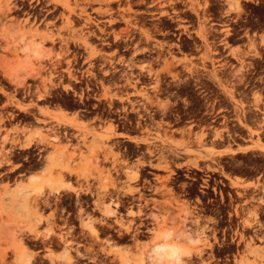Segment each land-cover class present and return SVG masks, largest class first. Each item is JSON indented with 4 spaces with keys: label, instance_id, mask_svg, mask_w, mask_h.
Instances as JSON below:
<instances>
[{
    "label": "rangeland",
    "instance_id": "rangeland-1",
    "mask_svg": "<svg viewBox=\"0 0 264 264\" xmlns=\"http://www.w3.org/2000/svg\"><path fill=\"white\" fill-rule=\"evenodd\" d=\"M144 45L151 47L139 50ZM25 47H37V56ZM147 52L159 54L151 59ZM8 63L22 72L18 79H27L12 84L0 70L7 82L0 80V103L8 96L0 108V264H148L151 245L164 232L182 238L179 245L190 253L182 264H264V233L259 240L246 237L264 208L262 176L229 180L247 193L245 206L251 203L257 211L256 218L252 207L238 211L237 227L222 231V223L199 219L191 207L195 200L161 193L155 194L161 201L148 213L145 236L127 240L119 233L134 232L138 222L134 207L126 212L121 206V195L135 196L140 174L149 167L165 175L155 182L162 192L176 163L211 167L229 159L232 172L244 175L253 161H264V0H0V69ZM203 82L229 109L233 119L227 125H234L211 134L203 121L169 125V112L200 115ZM37 103L54 105L63 116ZM90 103H96L88 113L94 121L66 112ZM7 120L16 124L8 129ZM232 128L238 135L226 139ZM124 139L117 153L108 146ZM33 144L47 155L26 167ZM137 147L142 155L133 154ZM52 155L62 164L53 165ZM35 167L41 173L25 183V169ZM93 172L99 186L112 187V193L97 196L90 212ZM123 180L127 185L119 193ZM76 223L77 237L70 226ZM104 234L107 238H100ZM232 239L243 243L237 251L230 247ZM218 245L226 249L217 251ZM225 252L234 254L225 258Z\"/></svg>",
    "mask_w": 264,
    "mask_h": 264
},
{
    "label": "flooded vegetation",
    "instance_id": "flooded-vegetation-1",
    "mask_svg": "<svg viewBox=\"0 0 264 264\" xmlns=\"http://www.w3.org/2000/svg\"><path fill=\"white\" fill-rule=\"evenodd\" d=\"M241 36H242V34H239L235 38L239 39ZM140 47H139V50H143L144 47H151V46L144 45V46H140ZM187 48L191 49L192 47H187ZM116 49L119 50L120 52H128V47H118ZM149 53H151V52H147L146 56L150 57L151 59H154L159 54V53H157V55L154 56V55H150ZM166 65H167V63H165V68L163 69L164 71H166V70L168 71V69H167L168 66L166 67ZM141 69L144 70V67H141ZM147 71H149V70H147ZM258 71H260V70H258ZM254 72L255 71H252L250 73H254ZM26 79H27V76H26ZM0 80H3L4 82H6L5 79H2V77H0ZM159 81H160V79L158 77H156V88L159 84ZM254 81H256V78L253 80V82ZM193 85H194V87H197V88L201 87L200 85H198L196 83ZM251 86H255V85L251 84ZM261 88L264 89V83L261 86ZM88 89H90V88H88ZM0 94H1V91H0ZM201 95L203 96V111L200 112L199 116H195L194 114H191L187 111L183 112L181 114L169 112L167 114V116L169 118L167 120L169 122V125L181 123L180 126L190 127V126L198 125L199 121H203V128H207V129L209 128L210 129V132H205L207 134H211L212 131L215 132L216 130H222V129L224 130L227 128L230 129L231 125H234V123H231V125H227V122H230V120L233 118H231L230 114L228 113L229 109L221 105L224 102L221 101L219 103V100L215 99L214 88L212 86H210L209 84L203 82V93ZM7 97H8L7 95L2 96V102L0 103V108H3L4 106L7 105V103H6ZM20 98H21V96L17 97V99H20ZM92 98L95 99V97H92ZM78 102L81 103V105L84 104L81 100H79ZM152 103H153V101L150 102V104H152ZM155 104L161 109H165L167 106L166 102H164V103H157L156 102ZM107 106H109V105L107 104ZM215 106H217V107H215ZM37 107H41L42 109H44L47 106L44 104L42 105V104L37 103ZM48 107L53 108L56 106L50 105ZM95 107H96V103H90L89 108H87V109L85 107H81V108L79 107V108H75L74 110H70V111H66V112L75 113V114L77 113V114H79L85 118H88V120H90V121H92V120L94 121L95 115L94 114L90 115L88 113L94 112L92 110H94ZM10 108L15 110V108L12 107L11 105H10ZM110 112L112 113V112H114V110H110ZM151 113L153 114V112H151ZM121 117L122 116H117L116 119L121 118ZM142 118L139 117L140 120H137L136 124H141L140 122H141ZM7 121H8V123H7L8 129H10V127L12 125L16 124V121H14L13 123L10 120H7ZM51 123H52L51 124L52 127L56 126V124L54 122L51 121ZM119 123H122V121L119 120ZM142 123H144V122H142ZM136 126H138V125H136ZM232 129L233 130H231L229 132V134H227V132H226V134H225V136L227 135L226 139L230 138L231 140H234V138L230 136V133H232L233 136L238 135V133L234 131V128H232ZM225 136L223 135V137H225ZM221 138H222V135H221ZM218 139H220V138H218ZM51 141L55 142V143L58 142L57 140H51ZM127 141H128L127 139L119 140V141L110 140V141H108V146L114 147L115 148L114 152L117 153L118 150H116V149L119 147V144H121V142H127ZM61 144H63V142H61ZM73 145L76 147L77 146L83 147V144L78 142V141H75ZM27 148L31 149V153L29 155V159H27V162L25 163L26 167H32L33 165H36L41 157L43 158L44 156L47 155V152L42 153L43 148H37L35 146V144H33V146H29ZM48 152L50 153V151H48ZM132 152H133V154H135L137 156L139 154L142 155L144 151L142 149H140V147H137V148L133 149ZM101 158L102 157L100 156L99 159H101ZM21 164H23V163H21V162L17 163L18 166ZM180 164L181 163L175 164L176 169H174L171 173L169 185L165 188L166 191L160 192L157 189L156 184H155L156 180L159 177H163L165 175L162 173L155 172V171H153V167H149L150 169H145L144 172L140 174V176H141L140 183L137 187L138 190L135 192L136 193L135 196L131 195L129 197V195H127V194L125 196H124V194L121 195L122 197H124L123 199L120 198L121 203H122L121 206L124 207L126 212H127L128 207H134L135 212H137L136 216L138 217V222H136L137 228L134 227V232H132L130 234H128L126 231L119 232L127 240L132 239L135 234H136V236H145V234L148 232L147 224L150 223L147 220L149 218L148 213H150L149 211L152 208L157 209L153 205L155 203L154 201H161L159 198L155 197V194L160 195L161 193H168L173 198L181 196L182 197L181 199L184 201L195 200L198 204L191 205V207H195L194 211L198 212L199 219L203 220V221L207 220L209 223H212L215 225L222 223L223 225L220 227V230H222V231L225 228H230L231 225L236 226V227L240 225L239 222L241 220L238 218L237 212L242 210L244 207L246 209L247 208L249 209L250 207H252V210H254V213H255L254 216L256 218V214H257L256 206L252 205L251 203L247 204L245 206V201L249 200V197L246 199V196H245L247 193L244 191H240V190L234 188L233 186H231L229 183V180L233 181L234 183L236 181L241 183V181H243V180H245V181L248 180L249 182H253V181H255V178H257L258 176H262V178L264 179V161L259 163V164L255 163L253 161V163L246 166L249 173H246L244 175H238V174H235L234 172H232L233 169L235 168V164L233 161H231L229 159H222V160H220L219 164H216L215 166H211V167H209L208 164H206V163H204L201 166H198L197 164H195L193 167H187V166L180 165ZM105 167H107V166H105ZM192 168H194V170H192ZM36 169H37V167L30 169V170H28L26 168L25 171L30 172V171H33ZM156 170H159V169H156ZM227 174H231L232 176H234V179L233 178L230 179L231 176L228 177ZM92 175H93V177L90 181V185H91L90 188L93 191L91 194L93 197L89 196L90 198L88 200L89 201L88 202L89 203L88 208H89L90 212L96 210L95 207H93V204L95 201H98V199L96 198L97 196H100L103 194L109 195L112 193V187H110L108 185H107V187L104 185L99 186V184L97 183V179H98L97 177H99V175L96 172H93ZM106 175H107V173L105 172L104 177H106ZM108 177H110V176L108 175ZM32 180H34V179H32ZM123 181H125V182L121 183L117 192L121 191L127 185L126 180H123ZM73 182H75V181L73 180ZM250 187H251V185H250ZM193 190L198 192V194H196V197H193V198L186 197V196H190L192 194ZM81 192H82V194H84L83 191H81ZM126 212L124 214H126ZM109 213H113V212L109 211ZM67 214H70V212H68ZM140 215H142V216L140 217ZM259 217H260V220H258V218H257L253 221L252 225L248 226V228H247L248 232L246 230V237L253 238L254 240H259L260 236L264 233V231H261L262 229L264 230V208H263V211L260 213ZM70 226L75 229L74 230L75 231L74 236L77 237L81 233L79 230V223L71 224ZM107 226L111 227L112 224H108ZM68 227H69V225H68ZM113 231H117V230L115 228H113ZM57 234L58 233L55 232V233H53L52 236H54V238H57V240H58ZM109 234L110 233H108V235ZM94 235L96 236V234H94ZM45 237L47 238V235ZM100 238H104V239L107 238V234H104L103 237H100ZM229 244L231 245L230 247L232 249H234L235 251L238 250L237 247H238V245H240V243H238L237 240L233 241V239L229 242ZM241 245H243V243ZM218 246H219V248L217 249V251L223 252L226 249V247H223L222 245H218ZM233 254H234L233 252H230V253L225 252L222 255V257L226 258V256L233 255Z\"/></svg>",
    "mask_w": 264,
    "mask_h": 264
},
{
    "label": "bare ground",
    "instance_id": "bare-ground-1",
    "mask_svg": "<svg viewBox=\"0 0 264 264\" xmlns=\"http://www.w3.org/2000/svg\"><path fill=\"white\" fill-rule=\"evenodd\" d=\"M24 49L30 55L34 57L37 56V53H38L37 47H25ZM5 65L6 66L2 67L3 69L1 68V70L5 71L6 76L11 81V83L20 85V83L24 82L25 78L21 77L20 79H18L22 72H20V70L18 71L17 65L13 66L10 63H8V65L7 64ZM1 162L2 161L0 160V164ZM34 189H39V185L37 183L34 186ZM1 228H4V227H1ZM181 239L182 238L179 236V234L177 235L175 232H173L172 234H169L168 232L162 233L159 236V238L151 245V248L147 255L148 264H173V254L187 252L178 243L179 240ZM189 256H190V253H188L186 257H189ZM184 258L185 257H183V255L179 257L180 264L183 263ZM50 262L51 264H54L52 260ZM69 262H71V259Z\"/></svg>",
    "mask_w": 264,
    "mask_h": 264
},
{
    "label": "crops",
    "instance_id": "crops-1",
    "mask_svg": "<svg viewBox=\"0 0 264 264\" xmlns=\"http://www.w3.org/2000/svg\"><path fill=\"white\" fill-rule=\"evenodd\" d=\"M16 66V65H15ZM47 111L50 112L52 115L56 116L57 118H60L63 116V110H61V112L58 111V109L56 107H53V108H47ZM68 115H72L73 113H69L67 112ZM51 163L53 165H59V164H62L61 161L59 159V157H57L56 155H52L51 157ZM41 172L39 170H33V171H30V172H25L24 173V176H23V179H24V182L27 183L28 181H32V179H35L36 176H38ZM40 178L42 179L43 177L40 176ZM51 178L52 179V176H51V173H49V176H48V179ZM31 183V182H30ZM28 187H26V190H29L31 191L32 188L29 187V189H27Z\"/></svg>",
    "mask_w": 264,
    "mask_h": 264
},
{
    "label": "snow or ice",
    "instance_id": "snow-or-ice-1",
    "mask_svg": "<svg viewBox=\"0 0 264 264\" xmlns=\"http://www.w3.org/2000/svg\"><path fill=\"white\" fill-rule=\"evenodd\" d=\"M187 256L188 253L187 252H184V253H175L173 254V264H180V259L179 257L180 256Z\"/></svg>",
    "mask_w": 264,
    "mask_h": 264
}]
</instances>
